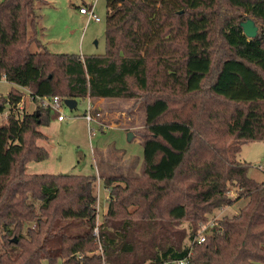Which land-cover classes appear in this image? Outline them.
<instances>
[{
  "label": "trees",
  "instance_id": "obj_1",
  "mask_svg": "<svg viewBox=\"0 0 264 264\" xmlns=\"http://www.w3.org/2000/svg\"><path fill=\"white\" fill-rule=\"evenodd\" d=\"M38 2L0 0V79L15 85L0 94V264H264V179L231 156L264 141V0H106L105 52L89 55L48 49ZM19 87L144 99L141 174L100 175L99 224L95 175L27 172L49 157L37 141L51 110L15 114Z\"/></svg>",
  "mask_w": 264,
  "mask_h": 264
},
{
  "label": "rangeland",
  "instance_id": "obj_2",
  "mask_svg": "<svg viewBox=\"0 0 264 264\" xmlns=\"http://www.w3.org/2000/svg\"><path fill=\"white\" fill-rule=\"evenodd\" d=\"M44 1V3L38 2L37 6L44 27L42 39L49 50L81 55L105 52L106 17L109 11L106 0ZM84 2L94 6V12L101 21L88 20V16L80 12L79 7ZM12 87L15 85L6 78L0 79V94L6 95ZM21 91L25 104L24 111H33L38 102L28 96L27 90L21 89ZM87 102V99H79L74 108L64 106L63 111L67 116L64 121L57 119L56 110L51 111L49 124L40 127L46 137L37 141L40 146L48 150L49 157L43 161H30L27 164V172L95 175L98 194L97 222L100 223L108 206L106 197L108 190L100 175L141 174L143 164L141 138L145 123V101L143 98L97 100V104L106 113L105 125L110 127L103 129L101 126L100 129L96 122H92L93 130L88 128L87 121L83 117ZM129 132L133 133L132 139L128 138ZM231 156L238 161L250 163L252 177L257 180L264 179V172L259 169L264 163V141L245 142L238 151H235L233 145ZM230 194L235 197L236 188H232ZM244 203V200H239L232 206L216 210L198 232L205 233L206 226L225 214L238 213Z\"/></svg>",
  "mask_w": 264,
  "mask_h": 264
},
{
  "label": "built area",
  "instance_id": "obj_3",
  "mask_svg": "<svg viewBox=\"0 0 264 264\" xmlns=\"http://www.w3.org/2000/svg\"><path fill=\"white\" fill-rule=\"evenodd\" d=\"M80 12L83 14H86L88 16V20H94V21H101V18L94 12V6H81L79 8ZM4 78H6L4 76ZM21 89H25L28 91V96L34 100L32 98V96L30 95V91L28 88L26 87H20ZM65 98L59 96V95H52V96H38L37 97V101L38 103H40L42 106L49 108L51 111L52 110H56V112H58L57 114V119L59 121H64L66 120L67 116L65 115L64 111H63V107L67 106L65 104L64 101ZM88 102L85 108V111L83 113V117L86 119L87 124H88V128L93 130L94 127H91L92 122H96L99 125V128L102 129H106L109 128L110 126H108L107 124L105 125V121H104V115L106 113H104V110L101 106H99L97 104V102H93L90 98H87ZM25 108V104H24V99L22 98L20 102H18L14 107H13V112L15 114H21L24 111ZM11 109L7 108L3 113L0 114V124L2 123H6L9 115H10ZM102 126V127H101ZM108 126V127H107ZM259 169L261 171L264 172V163L261 164L259 166ZM214 222V221H213ZM212 222V223H213ZM97 224H99L97 222ZM207 229V226L206 228ZM95 232L98 233V226L95 228ZM206 239V233H199L196 236L195 240H197L198 242H203ZM190 255V253H189ZM180 259V260H175L173 262H166L165 264H190L188 257Z\"/></svg>",
  "mask_w": 264,
  "mask_h": 264
},
{
  "label": "water",
  "instance_id": "obj_4",
  "mask_svg": "<svg viewBox=\"0 0 264 264\" xmlns=\"http://www.w3.org/2000/svg\"><path fill=\"white\" fill-rule=\"evenodd\" d=\"M241 26L243 27L244 33L248 37H255L258 33V26L252 18H247L246 20L242 21ZM64 101L65 104L70 108H74L77 106L76 98H65ZM132 137H133V133L129 132L128 138L132 139Z\"/></svg>",
  "mask_w": 264,
  "mask_h": 264
},
{
  "label": "crops",
  "instance_id": "obj_5",
  "mask_svg": "<svg viewBox=\"0 0 264 264\" xmlns=\"http://www.w3.org/2000/svg\"><path fill=\"white\" fill-rule=\"evenodd\" d=\"M83 5L91 6L90 4H87L86 2H84V4H82L81 6H83ZM81 6H80V7H81ZM80 7H79V8H80ZM82 14H83V13H82ZM105 188L108 190V188H107L106 186H105ZM106 197H107V198L109 197V190L107 191V195H106ZM107 207H108V206H107ZM106 211H107V210H106ZM105 213H106V212H105ZM105 213H104V214H105Z\"/></svg>",
  "mask_w": 264,
  "mask_h": 264
}]
</instances>
